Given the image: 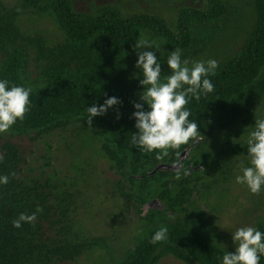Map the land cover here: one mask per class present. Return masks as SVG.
I'll return each instance as SVG.
<instances>
[{
    "label": "trees",
    "instance_id": "trees-1",
    "mask_svg": "<svg viewBox=\"0 0 264 264\" xmlns=\"http://www.w3.org/2000/svg\"><path fill=\"white\" fill-rule=\"evenodd\" d=\"M75 0H21L18 7L7 8L0 0V80L12 85L30 87L29 111L23 120L10 128L24 134L36 132L38 138L75 123L92 130L101 140L104 155L124 179L132 185V194L118 182L119 196L126 203L136 197L144 206L145 195L156 187V196L164 201L166 209L186 211L192 191L190 174L176 179V170L156 168L176 165L185 150L194 144L169 150L163 159L157 151L143 152L131 143L138 131L133 102L140 100L143 85L141 76L131 72L127 59L137 39L146 35L161 40L167 52L180 49L181 56L192 51L204 31H214L227 20L229 6L225 0H206L203 8L179 9L173 26L165 18L150 13L149 9L127 10L116 4L100 5L93 12H79ZM120 2L133 0H119ZM255 19L239 51L218 62L216 75L207 78L214 91L201 95L199 101L189 99L186 108L189 121L198 124L205 138L237 124L257 100L264 97V0H249ZM25 11L50 15L64 34L63 42L50 50V56L37 78L29 74L30 54L23 46L25 36L17 25ZM167 58L161 60V81L171 73ZM121 103L112 106L102 116L93 117L87 124V108L99 106L109 97ZM145 111L150 110L144 104ZM119 117V118H117ZM247 151V147L242 149ZM0 176L9 182L0 184V264H47L54 259L74 258L80 248L71 244L54 246L48 243L44 223L53 210L51 185L44 181L25 182L21 177L24 162L20 148L5 142L0 149ZM248 157V152L246 153ZM191 173L196 167L189 154L182 162ZM15 172L16 176L11 173ZM138 192L136 193L135 190ZM136 193V194H135ZM37 206L41 211L37 212ZM36 212L34 223L14 228L12 221L20 213ZM144 210L142 209L141 213ZM166 211H150L146 216L148 228L137 238L134 247L117 264H158L163 256L173 255L188 264H222L227 252H235L219 243L207 231L199 218L166 220ZM161 227H167V240L150 243ZM264 232V223L259 225ZM259 264H264V256Z\"/></svg>",
    "mask_w": 264,
    "mask_h": 264
},
{
    "label": "rangeland",
    "instance_id": "rangeland-1",
    "mask_svg": "<svg viewBox=\"0 0 264 264\" xmlns=\"http://www.w3.org/2000/svg\"><path fill=\"white\" fill-rule=\"evenodd\" d=\"M20 1L2 0L5 9L18 7ZM225 2L229 6L227 20L219 29L200 34L195 48L181 56L182 61L189 62V67L210 59L220 62L242 47L255 19L253 5L249 0ZM107 4L120 5L127 10L149 9L173 26L179 9L203 8L206 0L74 1L75 9L85 13ZM0 11H4L1 6ZM17 25L26 38L22 44L30 54L29 74L35 79L49 58L50 50L63 42L64 34L52 16L33 11L23 12ZM143 39L153 43L149 50L157 55L158 63L170 55L161 40H151L149 34ZM2 57L0 47V61ZM137 59V50L133 49L127 63L135 76L143 78L142 70L136 67ZM257 119H264V97L257 100L237 124L213 132L188 148L187 156H193L196 167L190 173L192 193L186 211L166 209L164 201L156 196V187L144 196V206L136 202V197L127 204L119 196L118 182H123L129 194L133 193L132 185L111 166L102 151L101 140L80 123L40 138L34 131L19 134L10 129L0 133V149L5 142L17 145L24 159L22 179L46 181L51 185L53 210L44 223L51 247L71 244L80 248L74 258L54 259L47 264H117L148 228L146 216L150 211H166L162 215L166 220L199 218L208 233L228 249L236 248L232 236L237 228L252 226L258 230L264 223V189L255 195L246 185L236 182V177L242 175L241 161L243 166H251L247 151L242 149L247 147L248 134L254 130ZM160 169L177 171L179 168L163 166ZM158 264L188 263L166 255Z\"/></svg>",
    "mask_w": 264,
    "mask_h": 264
},
{
    "label": "clouds",
    "instance_id": "clouds-1",
    "mask_svg": "<svg viewBox=\"0 0 264 264\" xmlns=\"http://www.w3.org/2000/svg\"><path fill=\"white\" fill-rule=\"evenodd\" d=\"M132 47L137 50L136 67L143 73L140 100L144 103L133 102L136 111L132 116L138 131L132 136L131 143L143 152L157 151V159H163L170 149L176 150L182 145L203 141L205 136L200 134L198 124L188 119L191 113L186 105L190 98L199 101L201 95L207 96L214 91V85L207 77L216 75L218 62L214 59L198 61L189 67L187 60H181L180 49H176L167 58L171 73L166 82H162L161 64L158 63L157 55L149 50L153 48V43L147 39H137ZM31 92L30 87H9V81L0 80V133H7L18 119L25 118L29 111ZM119 103L121 101L113 96L99 106L88 107V126L92 127L93 117L106 114L109 108ZM145 103L150 110L145 111ZM246 144L251 166L245 167L241 161L242 175L236 177V182L246 185L252 194L259 195L264 189V119L255 120L254 130L248 134ZM3 159L4 156L0 155V161ZM182 174H190L183 164L179 166L175 178L180 179ZM11 175L16 176V173ZM8 182L7 175L0 176V184L6 185ZM39 211L41 209L37 206ZM36 214L20 213L12 221L13 227L20 228L22 222L34 223ZM167 232V227H161L152 236L150 243L166 241ZM232 239L236 246L235 252H227L222 258V264H259L260 257L264 256V232L252 226L240 227L233 232Z\"/></svg>",
    "mask_w": 264,
    "mask_h": 264
},
{
    "label": "water",
    "instance_id": "water-1",
    "mask_svg": "<svg viewBox=\"0 0 264 264\" xmlns=\"http://www.w3.org/2000/svg\"><path fill=\"white\" fill-rule=\"evenodd\" d=\"M187 153H188V149L185 150V152H184V154L182 155L180 161H179L176 165H173L172 167L179 168V166L182 164V162H183L184 159L186 158ZM163 166H169V165H161V166H159L158 168H156V170H155L154 172H156L157 170L160 169V167H163Z\"/></svg>",
    "mask_w": 264,
    "mask_h": 264
}]
</instances>
